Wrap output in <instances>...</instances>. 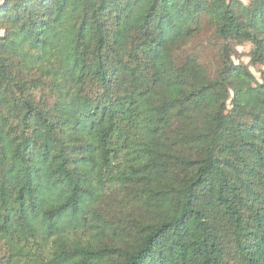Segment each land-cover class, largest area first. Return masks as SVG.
Returning a JSON list of instances; mask_svg holds the SVG:
<instances>
[{
	"label": "trees",
	"instance_id": "1",
	"mask_svg": "<svg viewBox=\"0 0 264 264\" xmlns=\"http://www.w3.org/2000/svg\"><path fill=\"white\" fill-rule=\"evenodd\" d=\"M205 23L213 78L180 59ZM0 31V264H264V82L230 55L264 66V0H4Z\"/></svg>",
	"mask_w": 264,
	"mask_h": 264
},
{
	"label": "rangeland",
	"instance_id": "2",
	"mask_svg": "<svg viewBox=\"0 0 264 264\" xmlns=\"http://www.w3.org/2000/svg\"><path fill=\"white\" fill-rule=\"evenodd\" d=\"M4 0H0V4ZM245 5H248L252 0H240ZM2 32L0 31V34ZM223 42L216 36L215 31L209 24L205 23L202 30L192 36L188 43L183 44L180 51V59L185 61L189 57L197 58L199 63L205 68L209 77L213 78L217 75L219 67L221 66V47ZM231 61L234 64L245 65L249 68L251 73L255 76L258 82H264V66H254L251 63L250 53L252 46L249 43L243 45H236L230 42ZM35 75V74H34ZM34 77V76H33ZM137 213L141 211L136 209ZM123 226H128V221L123 223Z\"/></svg>",
	"mask_w": 264,
	"mask_h": 264
}]
</instances>
